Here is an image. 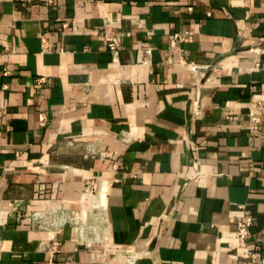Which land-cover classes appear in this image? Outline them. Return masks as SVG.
Returning a JSON list of instances; mask_svg holds the SVG:
<instances>
[{"label": "crops", "instance_id": "1", "mask_svg": "<svg viewBox=\"0 0 264 264\" xmlns=\"http://www.w3.org/2000/svg\"><path fill=\"white\" fill-rule=\"evenodd\" d=\"M257 103L264 0H0V264H264Z\"/></svg>", "mask_w": 264, "mask_h": 264}, {"label": "built area", "instance_id": "2", "mask_svg": "<svg viewBox=\"0 0 264 264\" xmlns=\"http://www.w3.org/2000/svg\"><path fill=\"white\" fill-rule=\"evenodd\" d=\"M51 3H52L51 1H47L48 5H50ZM186 10L191 11V8H187ZM207 16H210V14H207ZM66 26H67L66 24L63 25L64 28ZM102 37H103V41L105 43L106 48L110 52L112 62L117 63L118 57H119V48H120L118 38L115 35H112L111 33L105 30H102ZM193 39H194V34L191 31H182V32H178L172 35V40L175 43L192 42ZM42 50L43 51L48 50V44L44 39L42 40ZM149 54H150L149 51L145 52L146 57L143 59L142 61L143 63L148 62L147 58ZM256 66L258 65L256 64ZM187 67L191 72L195 74L200 73L202 76H204L208 71L211 74L220 75L223 71L226 70V67L222 65L209 67V66L187 64ZM37 82L42 83L44 82V79H38ZM257 105L258 106L255 109L250 110L248 113V130L252 136H257L260 134V125L262 123V114L264 111V108L261 106L260 103H257ZM199 112H200V108L198 109V114ZM198 167H199V164H198V160L196 159L194 160V163H193V169L194 171H196L195 173H197ZM113 168H117V166L113 165ZM99 189H100L99 181L97 180V178L86 179L84 183V190H83L85 194L94 195L99 191ZM251 226H252V218L250 216L243 215L242 217L238 219L237 224H236L235 236H236L237 246L239 248H245L246 241L248 240L249 235H250L249 231H250ZM252 258H255V256L252 255Z\"/></svg>", "mask_w": 264, "mask_h": 264}]
</instances>
